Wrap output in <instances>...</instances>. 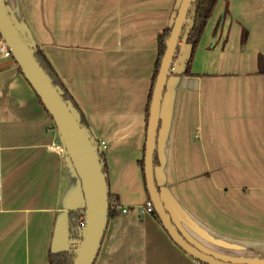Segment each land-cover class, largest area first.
<instances>
[{"label":"crops","instance_id":"crops-1","mask_svg":"<svg viewBox=\"0 0 264 264\" xmlns=\"http://www.w3.org/2000/svg\"><path fill=\"white\" fill-rule=\"evenodd\" d=\"M17 1L39 48L105 141L109 192L129 208L109 218L94 264H201L153 214L136 209L148 199L139 160L158 34L175 0ZM260 56L264 0H217L191 75L178 83L165 174L200 226L264 258ZM57 144L36 93L17 64L0 56V264H49L70 183Z\"/></svg>","mask_w":264,"mask_h":264},{"label":"water","instance_id":"water-1","mask_svg":"<svg viewBox=\"0 0 264 264\" xmlns=\"http://www.w3.org/2000/svg\"><path fill=\"white\" fill-rule=\"evenodd\" d=\"M194 1L175 0L166 24L170 32L147 115L143 154L145 188L164 230L191 258L201 264H264V258L252 253L249 247L225 240L200 226L175 199L166 182L167 148L177 87L186 76L192 54V44L186 38L192 25ZM0 37L52 119L70 179L50 250L73 253L72 264H94L110 218L109 185L100 155L101 144L91 126L81 121V113L73 102L64 98L61 86L53 83L37 60L39 46L17 0H0ZM73 211L83 214L84 224L78 239L70 237L69 215Z\"/></svg>","mask_w":264,"mask_h":264},{"label":"trees","instance_id":"trees-1","mask_svg":"<svg viewBox=\"0 0 264 264\" xmlns=\"http://www.w3.org/2000/svg\"><path fill=\"white\" fill-rule=\"evenodd\" d=\"M216 2H217V0H195L193 3V15L191 17L192 25H191L188 33H187V38H186V41L188 43L192 44V54H191V58H190L188 65H187V69L185 72L186 75H191L190 64L192 61V57H193L195 47L199 41V38L201 37V34L205 28L207 20L209 19V17L212 14V11H213V8H214ZM169 32H170V28L165 25L160 30V32L158 34L157 58H156V61L154 64L153 76L151 79V86H150L148 100H147V106H146V115H148L149 105L151 102L152 91H153L156 75H157L158 70H159L161 58H162L163 53L165 51V42L169 36ZM245 38H246V31L244 30L242 32L241 40L245 41ZM35 55H36L37 60L40 62L41 66L44 68V70L52 78L53 83L61 86V88L63 89L64 98L70 99L73 102V104L77 107V109L80 111L81 121L86 126H90L87 119L85 118V116L81 112L77 103L75 102L72 95L70 94V92L68 91V89L66 88V86L64 85L62 80L60 79L59 75L57 74V72L53 68L51 62L46 57L44 52L38 47ZM11 59H12V61H14L12 56H11ZM18 70L20 71L19 67H18ZM259 71L261 73H264V58L262 56L259 57ZM53 127H54V125H53ZM143 154H144V150H143ZM100 155H101V159L103 161L104 172L107 174L108 169H107V163H106L104 152L102 151ZM157 162H158L157 158L155 157V163H157ZM139 164L141 166V170L143 173V166H144L143 157L139 160ZM143 178H144V173H143ZM107 182H108V177H107ZM144 182H145V179H144ZM146 193H147V191H146ZM147 198L149 200L148 193H147ZM112 204H115V205L119 204V200H118V197L113 196L109 192V205H110L109 217H112L119 212V210L116 207L111 208ZM152 214L154 215L155 219L161 224V222H160L158 216L156 215L155 211H153ZM82 218H83V214L79 213L78 211H73L70 213L69 220H70V233H71L70 237H71V239H78L79 231L82 227V224L80 223ZM48 257H49V264H72L73 253L67 252V251H63V252H51L50 251L48 254Z\"/></svg>","mask_w":264,"mask_h":264},{"label":"built area","instance_id":"built-area-1","mask_svg":"<svg viewBox=\"0 0 264 264\" xmlns=\"http://www.w3.org/2000/svg\"><path fill=\"white\" fill-rule=\"evenodd\" d=\"M0 53L5 57V58H11V52L9 51V49L5 46L4 42L2 41L1 37H0ZM102 141H100V144L102 145ZM56 148L60 149L61 150V146L60 144H57L56 145ZM117 208L118 210H121L122 212H127L129 211V208H122L120 206V204H112L111 205V208ZM136 209L137 211L140 213V214H152L153 211H154V207H153V204L151 203L150 200H145L144 202L138 204L136 206ZM80 223L83 225L84 224V220L83 218L81 219Z\"/></svg>","mask_w":264,"mask_h":264},{"label":"rangeland","instance_id":"rangeland-1","mask_svg":"<svg viewBox=\"0 0 264 264\" xmlns=\"http://www.w3.org/2000/svg\"><path fill=\"white\" fill-rule=\"evenodd\" d=\"M161 30V29H160ZM160 32V31H159ZM0 56L1 57H3L4 58V56L0 53ZM9 62L10 63H12V62H14V61H12V59L11 58H9ZM103 143H102V145L104 146L106 143H105V141L104 140H101Z\"/></svg>","mask_w":264,"mask_h":264}]
</instances>
